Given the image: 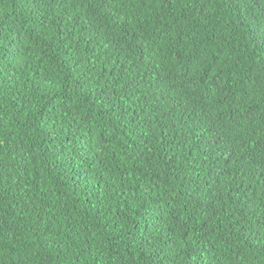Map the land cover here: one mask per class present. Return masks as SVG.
Wrapping results in <instances>:
<instances>
[{"label":"trees","instance_id":"trees-1","mask_svg":"<svg viewBox=\"0 0 264 264\" xmlns=\"http://www.w3.org/2000/svg\"><path fill=\"white\" fill-rule=\"evenodd\" d=\"M0 264H264V0H0Z\"/></svg>","mask_w":264,"mask_h":264}]
</instances>
